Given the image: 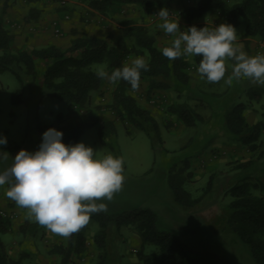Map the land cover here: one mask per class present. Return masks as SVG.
Masks as SVG:
<instances>
[{
	"label": "trees",
	"instance_id": "trees-1",
	"mask_svg": "<svg viewBox=\"0 0 264 264\" xmlns=\"http://www.w3.org/2000/svg\"><path fill=\"white\" fill-rule=\"evenodd\" d=\"M88 11L82 16L83 21L88 15L96 13L110 19L124 12L126 5L137 4L143 13L167 8L172 10L175 0H80ZM67 8L68 5L62 6ZM216 10L225 17L228 24L238 26L245 19L244 35L247 40L264 41V0H198L195 5H187L183 9L186 22L200 19L209 12ZM36 9H31L27 19L36 18ZM3 11L0 15V74L11 72L20 84V88L12 96L13 103L22 102V94L28 78L32 82L41 80V85L48 95L65 101L79 110H89L92 104V93L100 88L103 81L96 75L94 65H104L111 73L128 62V58L143 57L148 62L149 70H141L140 83L147 86V93L156 91L177 90L178 86L189 87L191 67L198 68L201 57H185L169 61L162 54L157 37L133 19L121 22V35L114 43L106 38L78 35L70 47L60 49L54 45L35 49H16L13 46L14 35L4 26ZM197 28H202L196 25ZM170 46V45H168ZM165 46V47H168ZM249 98L260 100L258 93L250 94ZM201 105V104H200ZM199 104L191 105L187 101L166 104V112L176 116L185 127H196L199 123L209 120L198 110ZM248 103L234 104L223 114L225 130L235 142L251 152L247 160H236L230 174L224 176L223 183L215 187L218 173L212 174L206 191L199 197H193L186 189L187 182L193 180L194 172L188 159L175 164L168 171V185L172 198L177 205L185 209H204L214 206L220 198H212L210 192L231 196L232 200L222 205L220 228L232 232L246 244L258 264H264V121L250 123L247 119ZM116 118L127 120L138 130L146 133L152 147L159 148L163 140L161 126L153 113L142 106L131 91V86L124 81L115 84L111 98L106 105ZM98 126L99 137L116 134L114 119L100 121L98 118L87 117L64 123L62 115L58 123L43 129L55 128L63 132L62 142L66 145L76 144L82 134L90 127ZM222 181V180H221ZM206 206L200 207L205 199ZM218 225L219 222H216ZM216 224V226H217ZM38 223H23L19 230L24 234L36 232ZM13 221L0 210V234L12 230ZM130 228L140 239V248L135 251L140 264H213L202 262L192 256L182 238L168 230L158 227L157 214L149 208H135L115 213L101 212L91 216L90 223L80 232L72 234L65 243L55 245L51 252L58 257V264H73L74 258L84 256L89 248V236L98 250L95 264H122V255L118 244L124 242L122 230ZM219 228V229H220ZM155 246V250L146 252V247ZM22 258H12L0 237V264H21ZM42 264V263H35Z\"/></svg>",
	"mask_w": 264,
	"mask_h": 264
},
{
	"label": "rangeland",
	"instance_id": "rangeland-1",
	"mask_svg": "<svg viewBox=\"0 0 264 264\" xmlns=\"http://www.w3.org/2000/svg\"><path fill=\"white\" fill-rule=\"evenodd\" d=\"M82 9L86 13L88 8L84 3ZM198 0H175L170 11V18L178 20L181 30H187L191 26H207L213 29L221 23H227L218 11L213 10L200 19L189 23L183 17V9L187 5H195ZM233 2L235 0H228ZM70 5V4H69ZM159 9L150 13H143L137 4L126 5L124 12L113 19L119 25L126 19H133L138 25L145 26L150 33L157 37L158 45L165 47L171 45L173 37L166 35L158 27L162 21L156 15ZM123 16V17H120ZM237 30V43L243 45V50L249 55L264 54V41L250 39L244 35L245 19L242 18ZM118 29L121 30V27ZM114 35L112 39L114 41ZM116 41V40H115ZM114 41V42H115ZM111 42V41H110ZM136 57L131 56V63ZM186 58V57H185ZM192 61V57L186 58ZM226 77L231 74L234 61L226 60ZM105 69L104 65H94V69ZM189 87L178 86L177 90L156 91L147 93L146 83H140L139 90L134 92L138 102L150 105V110L161 126L162 146L153 148L151 141L145 132L138 130L126 119L116 118L106 105L110 101L111 92L115 84L104 80L100 88L92 93V104L89 110H79L65 101L48 95L38 79L32 82L27 79L22 94L21 103H13L12 96L20 84L11 72L0 74V136L7 138L6 146H0V151H6L9 159L0 160V172L10 167L15 155L21 150L35 152L42 142L43 129L58 123V116L62 115L64 123L87 117L98 118L100 121L114 119L116 134L99 137L98 126L88 128L77 143L83 142L91 146L95 152V158L102 159L106 155L123 157L125 177L123 189L114 195L112 201H99L108 206L107 213H115L135 208H149L158 217V227L179 235L190 254L201 259L205 263L213 264H258L249 247L244 244L236 234L224 231L221 220L222 205L228 204L232 198L228 194L217 193L214 188L210 192L212 198L219 195L214 206L204 209L195 208L188 212L175 203L168 185V171L175 164L184 159L191 163L194 172L193 180L187 182L186 189L193 197L201 196L207 188L212 174H216L215 187L218 182L223 183V177L235 165L236 159L231 156L229 170H216L213 173L206 172V154L212 149V156L219 154L221 150L214 148L210 142V135L206 130L207 122L199 123L196 127H185L177 120L176 116L166 112V104L187 101L191 105L199 104L198 110L208 120H218L224 112L234 104L247 102L249 115L257 111L264 117V86L253 84L247 78L234 80L231 86L224 83H208L201 80L196 68L189 70ZM258 93L260 100L250 99L252 93ZM201 104V105H200ZM223 133V132H222ZM226 133V132H225ZM222 137H230L223 134ZM264 141V135L262 137ZM240 147V146H239ZM237 152L241 154L242 149ZM211 156V157H212ZM217 160V158H216ZM264 163V160H262ZM264 165V164H263ZM204 166V167H202ZM196 171L198 174H196ZM222 180V181H221ZM8 185L0 186V210L13 221L12 230L0 234L9 255L16 259L21 257V264H58V257L51 249L60 243H65L67 238L49 232L45 227L38 225L36 232L22 233L19 228L23 223H36L30 220L25 209L19 208L15 202L5 196ZM206 206V195L203 204ZM216 222H219L218 225ZM217 224V226H216ZM220 226V227H219ZM220 228V229H219ZM125 241L118 244V251L122 255V264H140L135 256V251L140 248L136 233L130 228L122 230ZM155 250V246L146 247V252ZM98 259V250L93 243V236H89V248L86 254L76 258L73 264H95Z\"/></svg>",
	"mask_w": 264,
	"mask_h": 264
},
{
	"label": "clouds",
	"instance_id": "clouds-1",
	"mask_svg": "<svg viewBox=\"0 0 264 264\" xmlns=\"http://www.w3.org/2000/svg\"><path fill=\"white\" fill-rule=\"evenodd\" d=\"M162 21L158 25L166 35L173 37L171 45L162 48L169 61L181 57H201L196 69L201 80L228 86L233 81L247 78L253 84L264 86V54L249 56L243 45L237 43V30L228 23L210 29L191 26L181 30L178 20L170 18V11L161 8L156 14ZM226 60L234 61L231 74L226 77ZM141 70L148 71V62L136 57L111 73L103 68L96 75L110 84L127 82L134 93L139 90ZM63 132L49 128L42 134L38 150L21 149L10 167L0 172V186L8 185L5 196L27 211L49 232L65 238L80 232L93 214L107 212L106 203L122 191L125 177L123 157L109 154L95 158L94 149L83 142L66 145ZM7 138L0 136V146ZM9 154L0 151V160Z\"/></svg>",
	"mask_w": 264,
	"mask_h": 264
},
{
	"label": "crops",
	"instance_id": "crops-1",
	"mask_svg": "<svg viewBox=\"0 0 264 264\" xmlns=\"http://www.w3.org/2000/svg\"><path fill=\"white\" fill-rule=\"evenodd\" d=\"M70 1V5L68 4L67 8H63L60 0H0V15L3 11L4 26L14 35L13 46L16 49H35L54 45L60 49H67L75 37V31L78 35L86 34L106 38L112 43L120 37L121 30L118 28L121 25L98 13L88 15V20L83 21L81 17L85 14L78 10L79 8L82 9V4L78 0ZM31 9L37 10L36 18L26 20ZM55 25L61 28L62 35L55 33ZM112 35H114V41ZM144 106L152 110L150 105ZM247 119L250 123L264 121V117L257 111L252 112L250 115L248 112ZM206 130L210 135L209 140L214 148L221 150L218 155L214 156L215 158L211 153L212 150L217 152L216 149H212L206 154V172L229 170L231 156L242 161L250 158L251 152L245 147L243 148L230 137H222L223 134L227 133L223 125V116H219L218 120H209ZM239 149L243 150L241 154L237 152ZM196 174H198L197 171ZM136 240L140 243L138 236ZM75 260L76 258H74Z\"/></svg>",
	"mask_w": 264,
	"mask_h": 264
},
{
	"label": "built area",
	"instance_id": "built-area-1",
	"mask_svg": "<svg viewBox=\"0 0 264 264\" xmlns=\"http://www.w3.org/2000/svg\"><path fill=\"white\" fill-rule=\"evenodd\" d=\"M69 2H71L70 0H60V4L62 6H66L69 4ZM54 31L57 35H62V30L61 28L57 27V25H55Z\"/></svg>",
	"mask_w": 264,
	"mask_h": 264
}]
</instances>
